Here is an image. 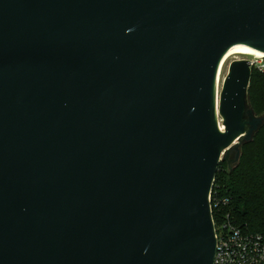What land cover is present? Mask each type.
Instances as JSON below:
<instances>
[{"label": "water", "instance_id": "obj_1", "mask_svg": "<svg viewBox=\"0 0 264 264\" xmlns=\"http://www.w3.org/2000/svg\"><path fill=\"white\" fill-rule=\"evenodd\" d=\"M264 0H0V264H214L221 161ZM233 154V157H232Z\"/></svg>", "mask_w": 264, "mask_h": 264}, {"label": "trees", "instance_id": "obj_2", "mask_svg": "<svg viewBox=\"0 0 264 264\" xmlns=\"http://www.w3.org/2000/svg\"><path fill=\"white\" fill-rule=\"evenodd\" d=\"M248 103L257 116H264V71L252 68ZM215 191L228 199L214 204V218L222 214L250 231L264 232V124L253 138L241 144V157L232 167L221 161L215 179Z\"/></svg>", "mask_w": 264, "mask_h": 264}, {"label": "built area", "instance_id": "obj_3", "mask_svg": "<svg viewBox=\"0 0 264 264\" xmlns=\"http://www.w3.org/2000/svg\"><path fill=\"white\" fill-rule=\"evenodd\" d=\"M257 67L264 71V57L259 60ZM217 191L213 186L210 195L217 238L214 264H264V232L250 231L239 226L230 219L229 214H222L218 221L215 220L213 203L219 207L222 202H228Z\"/></svg>", "mask_w": 264, "mask_h": 264}, {"label": "bare ground", "instance_id": "obj_4", "mask_svg": "<svg viewBox=\"0 0 264 264\" xmlns=\"http://www.w3.org/2000/svg\"><path fill=\"white\" fill-rule=\"evenodd\" d=\"M240 54L242 56L246 57H254L255 59H261L264 57V51L262 50H253L250 47H248L245 44H236L233 45L228 49V51L223 56L220 66L217 73V79H216V105H217V115H218V124L220 126V129L223 131L225 130V125L223 123V119L219 113V103H220V83L222 79V73L225 63L234 55ZM247 59V58H244ZM249 60V59H248ZM255 62V61H253Z\"/></svg>", "mask_w": 264, "mask_h": 264}, {"label": "rangeland", "instance_id": "obj_5", "mask_svg": "<svg viewBox=\"0 0 264 264\" xmlns=\"http://www.w3.org/2000/svg\"><path fill=\"white\" fill-rule=\"evenodd\" d=\"M244 58H247L249 59L250 61H255V64L253 67H257V65L259 64V60L260 59H255L254 57H246V56H242L240 54H236L234 56H232L224 65V68H223V73H222V79H221V83H220V90H222V87H223V83H224V80L229 72V67H230V64L234 61V60H238V59H244ZM258 68V67H257ZM259 69V68H258ZM232 157H233V154H232Z\"/></svg>", "mask_w": 264, "mask_h": 264}]
</instances>
